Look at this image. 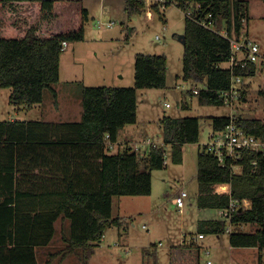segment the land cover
Returning <instances> with one entry per match:
<instances>
[{"label": "trees", "instance_id": "1", "mask_svg": "<svg viewBox=\"0 0 264 264\" xmlns=\"http://www.w3.org/2000/svg\"><path fill=\"white\" fill-rule=\"evenodd\" d=\"M171 4L183 11L199 4L200 16L212 23L207 27L185 17L182 78L206 77V88L191 93L202 105H224L222 91L231 86L232 75L251 76L257 70L254 62L232 70L223 66L232 47L220 31L240 35L249 19V1L167 0L165 7ZM147 5L146 0H126L125 11L131 17ZM150 7L162 16L161 2ZM88 19L82 0H0V88L12 89L11 102L32 107L44 100L45 89L57 99L62 42L83 41ZM167 71L165 54L137 53L133 86L80 84V120H0V264H40L38 249L53 241L60 217L70 221L61 237L66 246L48 253L45 264L71 253L81 264H91L106 229L122 224L113 217V196L149 195L152 171L167 167L168 155L174 163L183 162L184 145L199 141L196 116L162 117L163 142L149 146L144 158L133 146L117 152L106 146V135L117 142L120 131L137 122L138 89L165 88ZM231 120V115L214 116L213 130L224 129ZM235 121L264 139L263 118L237 115ZM235 165L241 170L235 171ZM197 178L201 207L226 208L231 197L251 201L249 208L233 214L232 223L258 228L232 231L230 244L263 250L264 153L244 149L239 159L226 158L222 164L203 145ZM224 183L230 184L231 194L215 192ZM197 231L221 234L226 221L200 220Z\"/></svg>", "mask_w": 264, "mask_h": 264}, {"label": "rangeland", "instance_id": "2", "mask_svg": "<svg viewBox=\"0 0 264 264\" xmlns=\"http://www.w3.org/2000/svg\"><path fill=\"white\" fill-rule=\"evenodd\" d=\"M109 1L110 5L106 2V4L102 3L101 0H86L91 6L89 19L85 24L86 37L80 42H69V46L63 50L61 56L70 57L75 45L84 54L93 49L100 53H107L114 49L121 50L124 54H131L134 56L133 61L124 63L116 61L118 59L112 60L123 54L111 56V60L106 61V69L99 66L101 60L99 57L91 59L85 63V71L90 85H115L112 84L111 73L113 68L115 71L120 65L121 73H124L126 78L122 85L116 86H133L136 52L166 53L168 55L166 87L141 88L137 92L140 114L138 129L144 127L145 132L144 136L136 139H139L137 144L141 145L140 149L143 150L148 146V139L154 143H162L163 130L160 119L166 115L199 117L200 137L198 142L187 145L184 163H174L168 155V166L152 171L151 194L113 196V217H120L122 224L112 225L106 229L104 238L97 246L98 253L92 264H181V260H185L184 264H206L208 260L214 264H264V249L262 251L256 247L232 249L228 231L221 234L207 231L203 239L197 238L200 220L226 221L227 219L223 218L220 209L199 205L197 153L194 158L192 155L210 140L214 116L243 115L264 119V93L262 92L264 68L254 75L243 77V84L247 85L246 95L244 99L235 101L234 107L226 104L202 105L198 95L192 94L189 90L194 86L199 89L206 88V77L199 80L182 78L184 44L179 36L185 31V12L176 4H171L165 8L162 7L161 16L147 5L145 12L129 17L123 0ZM248 1L250 11L245 28L250 37L264 48V0ZM83 4L85 5V0ZM148 10H151L152 14L149 15ZM100 20L114 21L115 25L113 27H108L106 24L99 26ZM107 36L113 38L109 39ZM69 64L70 62L63 59L62 77L65 80L69 78L71 68ZM223 66L228 67L229 62H224ZM57 83L59 99H55L52 93L45 89L44 100L41 103L33 108L21 106L22 109L18 111L19 105L10 101L12 89L0 88V120H10L13 116H17L19 120H44L47 118L46 114L51 105L55 104L58 105L56 108L59 111L56 114L62 116L63 120L79 118L77 109L78 105L82 107L81 99L72 98L76 90L79 91L81 83L66 84L61 79ZM167 103L170 104L168 107ZM183 104L187 107L184 108ZM51 109L53 110V107ZM112 151L116 152L118 148L115 147ZM235 169L241 170L239 167ZM181 190L189 193L185 197L183 211L179 210L174 200ZM69 224L70 221L65 219L61 225L67 227ZM227 226H230L229 221H226ZM231 226L232 231L253 232L258 228L257 224L251 223ZM61 234L60 231L57 232L58 239L54 240V246H51V249H57L63 245L60 239ZM205 249H210L211 254L207 255ZM66 264H81V262L74 254L69 257V263Z\"/></svg>", "mask_w": 264, "mask_h": 264}, {"label": "built area", "instance_id": "3", "mask_svg": "<svg viewBox=\"0 0 264 264\" xmlns=\"http://www.w3.org/2000/svg\"><path fill=\"white\" fill-rule=\"evenodd\" d=\"M148 5L161 2L162 6L165 7V3L167 0H146ZM201 6L199 4L193 5L192 8H189L185 10V16L193 18L197 21H199L202 25L207 27H212V23L207 20V17H201ZM151 10H148V14H151ZM102 24H106L108 27H113L115 25L114 21H99V26ZM222 35L227 37L231 42L232 47V55L229 62V68L232 70L234 66L241 65L245 66L248 62H254L257 65L256 73L259 71H262L264 68V48L262 45L253 40L250 37L249 32L245 29L240 33L239 36L236 34L230 35L229 31L224 28L220 31ZM69 45V42L64 40L62 42V49L65 50ZM255 73V74H256ZM246 88V85L243 84V77L240 75L233 74L232 75V82L231 86L222 91V95L224 97V102L226 105L234 107L235 101H238L239 99H242V96L244 94V90ZM201 89L197 88L196 86L193 87V89H190L189 91H192L193 93L197 94L200 92ZM170 104L167 103L166 106L168 107ZM232 116L231 122L221 130H213L210 135V140L204 144L205 150L211 154H214L218 157L219 161L224 164L226 158H232V159H239L240 153L244 149H248L257 153H264V139L261 137H258L254 134L248 133L244 128H242L236 121L235 116ZM148 146H151L152 144H157L150 139L147 141ZM161 144V143H158ZM106 146L109 150H112L115 148V142L110 141L109 135H106ZM141 145L136 144L133 146L136 151L139 153L141 152L140 149ZM256 163V162H254ZM236 167L241 168L238 165L234 166V169ZM236 171V169H235ZM238 172V171H237ZM227 185L226 188L223 186ZM215 192L217 193H228L231 194V186L229 183L224 184H217L215 186ZM189 193L186 190H181L176 197L175 202L179 208L180 211H183V207L185 206V197L188 196ZM251 206V201L248 198L238 199L231 197L229 206L226 208H221L220 213L223 216V218H226V221H229L230 226L226 227V231L232 232V226L234 225L232 223L233 214L237 210L241 209H247ZM205 237L204 233H198L197 238L203 239ZM205 252L207 255L211 254L210 249H205ZM206 264H214L211 260H208ZM237 264V263H232Z\"/></svg>", "mask_w": 264, "mask_h": 264}, {"label": "crops", "instance_id": "4", "mask_svg": "<svg viewBox=\"0 0 264 264\" xmlns=\"http://www.w3.org/2000/svg\"><path fill=\"white\" fill-rule=\"evenodd\" d=\"M101 2L104 3V4L107 3V5H110V1L109 0H101ZM123 2L126 5V0H123ZM85 5L88 8L89 13H90L91 12V9H90L91 6H90V4L88 2H86V0H85ZM107 9H108V6H107ZM105 10H106V8H105ZM151 14H152V12H151ZM107 37H109V39L113 38L112 36H107ZM79 52L80 51H79L77 45H75V46H73V48L71 50L70 57L66 56V57L63 58V56H61L60 79L64 80L66 84H69L71 82L70 84L84 83L86 85H90V84H88V83H90L89 82L90 80L87 82V74H86V71H85L86 64L85 63H87V61H89L91 59H98V57H99V59H101L99 66L101 68L106 69V66H105L106 61L107 60H111V58H112L111 56L115 57V56H118L119 54H123V55H119L120 57H116V58L112 59V60L118 59L116 61H118L120 63L133 61L132 58H134V56H132L131 54L130 55L128 53L124 54L121 50H114V49L109 50L107 53H100L96 49L90 50V52H88L87 54H84V52H82V51L80 53ZM137 53H139V51L136 52V54ZM101 54H103V55H101ZM166 56H168V55L166 54ZM63 59H65L66 62H70L69 67H71L70 68V73H69V78H66L67 80L63 79V77H62V62H63ZM131 66H132V64H131ZM112 72H113V73H111V78H112V82H113L112 84L122 85L121 83H123V81H124V79L126 77H125L124 73H121L120 65L117 66L115 71H114V68H113ZM131 81H133V80H131ZM58 85H59L58 83L55 84V88H56L57 93H58L57 99H59V97H60L59 88H58L59 86ZM72 99H81L79 97V95H78V89L76 90L75 96ZM57 106L58 105H56V104L54 106L51 105V107H53V110L50 107V109L48 110V112L46 114L47 118L44 119V121L59 122V121H77V120L81 119L82 109H83V107H81V105H78L79 108L77 109V116L79 118H76L74 120H63L62 116H60L59 114H56L57 112H59V111H57V108H56ZM29 108H33V106L29 107ZM21 109H22V107H18L17 111L21 110ZM18 114H19V112H18ZM15 119H17V116H13V117L10 118V120H15ZM139 122H140V114H139V104H138V120H137V122L134 123V124H129L125 128H123L120 131V133H119V137H118L117 142H115V147L118 148V151H123L126 147H129V146H131V147L135 146L137 144V141L139 140V139L138 140H136V139L145 135L144 127H142L141 129H138L139 128ZM140 141H143V140L140 139ZM187 145L188 144L184 145V158H183V162L182 163H184L185 160H186ZM148 148H149V146L145 147L143 150L141 149V152H140V157L141 158L146 157ZM199 151H200V147L198 148V150L195 153L194 152L192 153L193 158L196 157V153H197V162H198ZM63 221H64V219L62 217H60L56 221V224H55V226H56V235L53 238V241L49 245H47L45 247H41V248L38 249V258H39L40 264H45L46 260L48 259V257H47L48 253L59 251V250H61L62 248H64L66 246V243H64L62 241L61 237H62V234L64 232L68 231L69 225L67 227L66 226L62 227L61 224H62ZM59 231L62 233L60 239H61V242H62L63 245H61L57 249H51V246H54V240L58 239L57 232H59ZM231 248L234 249L236 247L232 246ZM97 249L98 248H96V252L93 255V257L91 258V264H92V261H93L94 257L98 253ZM259 251H262V250H259ZM74 254L75 253L68 254L67 256H65L63 258H61V255H59L56 258H54L52 264H54V262H57V264L69 263V257L71 255H74ZM180 263L184 264L186 262H185V260H181Z\"/></svg>", "mask_w": 264, "mask_h": 264}, {"label": "water", "instance_id": "5", "mask_svg": "<svg viewBox=\"0 0 264 264\" xmlns=\"http://www.w3.org/2000/svg\"><path fill=\"white\" fill-rule=\"evenodd\" d=\"M179 39L181 40V42L184 44L186 42V35L185 33H183L182 35L179 36Z\"/></svg>", "mask_w": 264, "mask_h": 264}, {"label": "bare ground", "instance_id": "6", "mask_svg": "<svg viewBox=\"0 0 264 264\" xmlns=\"http://www.w3.org/2000/svg\"><path fill=\"white\" fill-rule=\"evenodd\" d=\"M224 188H226L227 187V185H225V186H223Z\"/></svg>", "mask_w": 264, "mask_h": 264}]
</instances>
